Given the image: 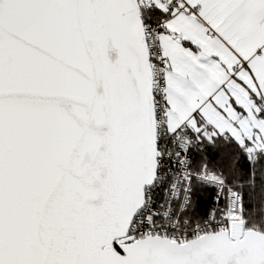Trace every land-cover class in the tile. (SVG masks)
I'll return each mask as SVG.
<instances>
[{"label":"snow or ice","instance_id":"1","mask_svg":"<svg viewBox=\"0 0 264 264\" xmlns=\"http://www.w3.org/2000/svg\"><path fill=\"white\" fill-rule=\"evenodd\" d=\"M0 264H264V0H0Z\"/></svg>","mask_w":264,"mask_h":264}]
</instances>
